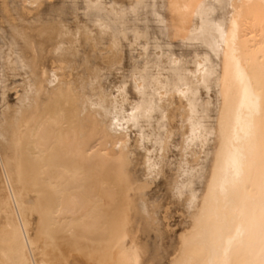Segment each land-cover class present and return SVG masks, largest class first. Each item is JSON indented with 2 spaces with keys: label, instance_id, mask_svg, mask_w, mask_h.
I'll return each instance as SVG.
<instances>
[{
  "label": "bare ground",
  "instance_id": "bare-ground-1",
  "mask_svg": "<svg viewBox=\"0 0 264 264\" xmlns=\"http://www.w3.org/2000/svg\"><path fill=\"white\" fill-rule=\"evenodd\" d=\"M0 264H264V0H0Z\"/></svg>",
  "mask_w": 264,
  "mask_h": 264
}]
</instances>
